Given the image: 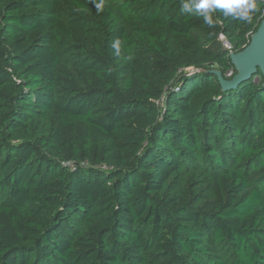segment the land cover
Instances as JSON below:
<instances>
[{"label": "trees", "instance_id": "16d2710c", "mask_svg": "<svg viewBox=\"0 0 264 264\" xmlns=\"http://www.w3.org/2000/svg\"><path fill=\"white\" fill-rule=\"evenodd\" d=\"M260 8L0 0V264H264L262 74L211 73Z\"/></svg>", "mask_w": 264, "mask_h": 264}, {"label": "clouds", "instance_id": "9594fccd", "mask_svg": "<svg viewBox=\"0 0 264 264\" xmlns=\"http://www.w3.org/2000/svg\"><path fill=\"white\" fill-rule=\"evenodd\" d=\"M89 2L97 13L103 11L105 0H89ZM179 4L181 12L194 14L197 18H202L204 24L215 28L222 22L219 17L213 15L217 11L222 12L224 18L252 23L256 14L261 13L260 5H264V0H179ZM110 47L115 50L114 54L119 55L121 41L114 40Z\"/></svg>", "mask_w": 264, "mask_h": 264}, {"label": "water", "instance_id": "95a60500", "mask_svg": "<svg viewBox=\"0 0 264 264\" xmlns=\"http://www.w3.org/2000/svg\"><path fill=\"white\" fill-rule=\"evenodd\" d=\"M229 59L236 71L230 78H224L219 70L211 71L217 77L222 91L237 88L242 84V81L256 75L258 70L262 74V84L264 86V17L256 30L250 35L248 44L241 51L231 50Z\"/></svg>", "mask_w": 264, "mask_h": 264}, {"label": "built area", "instance_id": "2783aa9c", "mask_svg": "<svg viewBox=\"0 0 264 264\" xmlns=\"http://www.w3.org/2000/svg\"><path fill=\"white\" fill-rule=\"evenodd\" d=\"M221 38V41H222V46L225 47L226 49H228L229 51L233 50L232 49V46L231 44L223 37V36H220ZM232 69L229 70L227 73H226V76H231L232 75Z\"/></svg>", "mask_w": 264, "mask_h": 264}, {"label": "rangeland", "instance_id": "374dc122", "mask_svg": "<svg viewBox=\"0 0 264 264\" xmlns=\"http://www.w3.org/2000/svg\"><path fill=\"white\" fill-rule=\"evenodd\" d=\"M65 5V4H64ZM219 40H220V46L222 45V41H221V38H219ZM64 53H65V55H64V58L65 59H67L68 60V63L69 64H72L73 63V59H72V54L71 53H66L65 51H64ZM234 69V68H233ZM233 72H235L236 73V71H235V69L234 70H232ZM232 72V73H233ZM234 73V74H235ZM259 78V77H258ZM258 78L257 77H254L253 79L255 80V81H258Z\"/></svg>", "mask_w": 264, "mask_h": 264}]
</instances>
